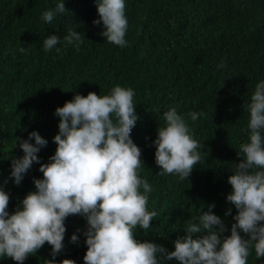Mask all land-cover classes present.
<instances>
[{"label":"trees","instance_id":"1","mask_svg":"<svg viewBox=\"0 0 264 264\" xmlns=\"http://www.w3.org/2000/svg\"><path fill=\"white\" fill-rule=\"evenodd\" d=\"M60 2L0 0V186L10 197L9 214L22 209V200L36 190L34 180L43 178L40 164L55 154L60 120L55 110L76 94L108 95L119 85L135 93L139 119L131 138L142 151L141 178L153 188L149 210L158 213L148 230L137 228L136 238L174 251L189 220L212 204L226 227L222 236H230L237 209L226 199L232 192L228 177L243 157L240 145L249 142L250 112L244 106L264 81V0H125L123 48L101 35L102 22L93 24L99 19L95 0H64V13L55 12ZM49 10L55 15L47 23L42 15ZM70 29L81 33L79 50L63 46ZM49 35H57L61 44L45 51ZM173 107L201 143L202 163L183 181L174 174L159 175L155 163L157 130L165 126L164 111ZM191 112L201 113L195 122ZM34 131L47 145L37 153L40 163L34 162L16 185L11 162L23 157L22 141L35 144L30 139ZM229 209L231 214L225 215ZM65 227L56 264L64 259L84 264L85 218L70 215ZM73 234L76 243L71 242ZM207 234L202 230L193 238ZM51 252L45 243L23 264H45L53 259ZM157 258L159 264H180L164 253ZM0 264L18 262L0 257ZM247 264H264V257L257 259L252 247Z\"/></svg>","mask_w":264,"mask_h":264},{"label":"clouds","instance_id":"2","mask_svg":"<svg viewBox=\"0 0 264 264\" xmlns=\"http://www.w3.org/2000/svg\"><path fill=\"white\" fill-rule=\"evenodd\" d=\"M95 2L99 19L93 24L102 22L101 35L107 42L125 47V0ZM65 11L62 0L55 12ZM55 12L45 11L42 20L50 23ZM82 42L76 30L70 29L63 37L64 47L74 45L79 50ZM58 44L60 38L49 35L43 48L49 51ZM134 95L132 88L117 85L108 95L76 94L55 110L60 118L55 154L49 163L40 164L43 178L34 180L36 190L22 200V209L17 207L9 214L10 197L0 186V257L23 264L47 243L53 259L45 260V264H56L55 256L64 248L65 220L70 215H80L87 223L84 264H159L158 252L180 264H247L252 247L257 259L264 257V81L256 84L251 102L244 106L250 112L249 142L240 145L243 157L228 177L232 192L226 199L237 209L230 236H222L226 227L213 213L212 204L207 212L189 220L187 234L175 240L171 252L136 238L137 228L148 230L158 213L149 210L153 188L141 178L142 151L131 138L139 119ZM189 115L195 122L201 113ZM163 118L165 126L158 128L154 141L158 174H174L183 181L202 163L201 143L176 108L164 111ZM32 138L35 144L22 141L23 157L11 162L10 176L16 185L34 162L40 163L37 153L47 145L35 131L30 133ZM229 214L231 209L225 213ZM202 230L208 234L194 239L193 235ZM241 231L249 238L241 236ZM70 239L76 243L78 236L73 234ZM60 264L76 262L64 259Z\"/></svg>","mask_w":264,"mask_h":264}]
</instances>
